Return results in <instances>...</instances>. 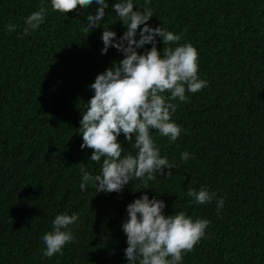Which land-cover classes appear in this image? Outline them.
<instances>
[{
	"label": "trees",
	"instance_id": "16d2710c",
	"mask_svg": "<svg viewBox=\"0 0 264 264\" xmlns=\"http://www.w3.org/2000/svg\"><path fill=\"white\" fill-rule=\"evenodd\" d=\"M106 2L101 27L85 33L96 4L63 14L51 0H0V264H129L122 225L127 205L145 194L165 203V215L210 221L182 264H264V0H133L134 11L153 10L149 27L182 34L179 45L197 49L208 85L186 92V103L172 101L179 103L172 122L182 129L175 142L152 131L161 156L175 165L172 177L156 173L150 189L134 180L120 193H95L91 182L80 189V167L98 175L102 160H89L78 129L94 95L90 85L124 58L115 48L101 54L104 28L117 40L126 31L112 9L119 0ZM42 3L44 23L20 38ZM156 41L162 54L165 45ZM118 141L122 156L135 154L123 134ZM201 186L224 199L219 212L216 199L201 205L187 196L188 187ZM74 213L78 242L44 257L42 237L55 216Z\"/></svg>",
	"mask_w": 264,
	"mask_h": 264
},
{
	"label": "clouds",
	"instance_id": "9594fccd",
	"mask_svg": "<svg viewBox=\"0 0 264 264\" xmlns=\"http://www.w3.org/2000/svg\"><path fill=\"white\" fill-rule=\"evenodd\" d=\"M93 4L98 6L96 13L87 15V24L82 29L89 33L101 27L105 9L109 8L106 0H51V9L67 14L77 8L88 9ZM134 7L133 0L115 2L112 9L126 31L119 40L116 33L106 27L102 34L104 47L101 54L115 48L124 58L98 74L90 85L94 95L85 105L78 130L83 140L81 149H91L89 160L96 164H101L102 160V165L100 174L93 175L81 164L82 191L91 182L95 193H120L134 180H140L144 189H150L148 182L157 179L156 173L172 177L171 169H175V165L161 156L152 131H158L170 142H175L182 129L172 122V115L179 107V103L172 101L186 103L189 100L186 92L194 94L208 85L207 80L199 77L197 49L191 43L179 45L182 34H174L163 27H149L148 22L154 15L151 8L134 11ZM47 12L42 3L38 11L29 15L24 20L20 38L37 30L44 23ZM141 25L144 26L142 29ZM6 27L12 32L17 26L9 23ZM138 30L139 40L136 39ZM156 37L165 45L162 54L157 49ZM148 44L152 45L150 50L143 54L137 51ZM171 44L179 46H168ZM121 134L135 154L129 152L122 156L125 149L118 141ZM181 159L186 162L189 153H181ZM165 169L169 170L166 174ZM186 194L201 205L216 199L218 212L225 203L223 198L217 199L216 193L205 186L198 191L188 187ZM165 207L162 200H150L146 194L127 205L128 219L122 230L127 237L125 256L129 264H182L184 255L192 252L205 237L209 220H193L184 212L165 215ZM78 220L76 213L55 216L52 230L42 237L44 257L51 258L57 253L62 255L65 245L78 242L70 227L78 228Z\"/></svg>",
	"mask_w": 264,
	"mask_h": 264
}]
</instances>
